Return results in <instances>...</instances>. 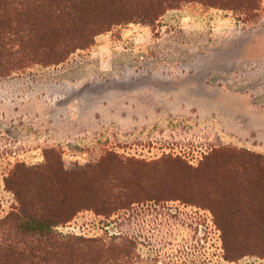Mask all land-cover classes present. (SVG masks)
Masks as SVG:
<instances>
[{
	"label": "rangeland",
	"instance_id": "rangeland-1",
	"mask_svg": "<svg viewBox=\"0 0 264 264\" xmlns=\"http://www.w3.org/2000/svg\"><path fill=\"white\" fill-rule=\"evenodd\" d=\"M220 146L264 155V2L247 24L187 4L153 26L105 33L62 66L0 78V216L11 203L3 185L8 167L42 162L45 147L67 163L105 149L195 163ZM58 230L128 234L146 263L264 264L255 256L224 260L211 215L179 202L144 205L108 228L84 212Z\"/></svg>",
	"mask_w": 264,
	"mask_h": 264
},
{
	"label": "trees",
	"instance_id": "trees-1",
	"mask_svg": "<svg viewBox=\"0 0 264 264\" xmlns=\"http://www.w3.org/2000/svg\"><path fill=\"white\" fill-rule=\"evenodd\" d=\"M264 0H0V78L32 67H59L132 24L153 26L167 12L198 4L254 21ZM43 161H17L3 175L11 197L0 216V264H153L139 242L108 230L97 237L62 233L84 212L105 227L147 204L179 202L208 212L223 258H264V155L220 146L195 163L175 154L153 159L102 150L67 163L54 147Z\"/></svg>",
	"mask_w": 264,
	"mask_h": 264
}]
</instances>
